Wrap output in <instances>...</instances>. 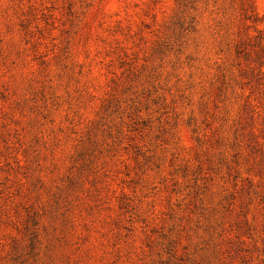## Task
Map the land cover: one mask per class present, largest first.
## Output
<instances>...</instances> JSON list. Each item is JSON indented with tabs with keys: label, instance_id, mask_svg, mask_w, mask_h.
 I'll return each instance as SVG.
<instances>
[{
	"label": "rangeland",
	"instance_id": "obj_1",
	"mask_svg": "<svg viewBox=\"0 0 264 264\" xmlns=\"http://www.w3.org/2000/svg\"><path fill=\"white\" fill-rule=\"evenodd\" d=\"M0 264H264V0H0Z\"/></svg>",
	"mask_w": 264,
	"mask_h": 264
}]
</instances>
